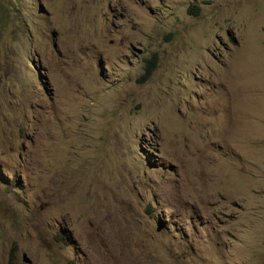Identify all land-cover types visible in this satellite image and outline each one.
Listing matches in <instances>:
<instances>
[{
    "label": "rangeland",
    "instance_id": "1",
    "mask_svg": "<svg viewBox=\"0 0 264 264\" xmlns=\"http://www.w3.org/2000/svg\"><path fill=\"white\" fill-rule=\"evenodd\" d=\"M0 264H264V0H0Z\"/></svg>",
    "mask_w": 264,
    "mask_h": 264
},
{
    "label": "trees",
    "instance_id": "2",
    "mask_svg": "<svg viewBox=\"0 0 264 264\" xmlns=\"http://www.w3.org/2000/svg\"><path fill=\"white\" fill-rule=\"evenodd\" d=\"M195 9H197V8H195ZM196 13H197V11L194 12V14H196ZM154 67H155V58L154 57L146 60L145 65L143 67V74L141 75V79L144 80V79L148 78L150 76L151 72L153 71Z\"/></svg>",
    "mask_w": 264,
    "mask_h": 264
}]
</instances>
